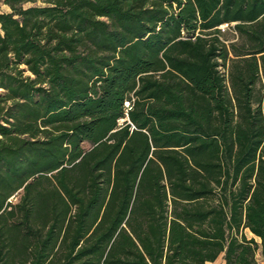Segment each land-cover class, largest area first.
Instances as JSON below:
<instances>
[{
    "label": "trees",
    "instance_id": "trees-1",
    "mask_svg": "<svg viewBox=\"0 0 264 264\" xmlns=\"http://www.w3.org/2000/svg\"><path fill=\"white\" fill-rule=\"evenodd\" d=\"M0 2V264H259L264 0Z\"/></svg>",
    "mask_w": 264,
    "mask_h": 264
},
{
    "label": "rangeland",
    "instance_id": "rangeland-1",
    "mask_svg": "<svg viewBox=\"0 0 264 264\" xmlns=\"http://www.w3.org/2000/svg\"><path fill=\"white\" fill-rule=\"evenodd\" d=\"M8 11L9 9L0 2V13H6ZM221 30L224 33L225 39H227L228 41H235L236 35L233 33L230 27L222 26ZM83 147L84 149H88L89 145L85 143L83 144ZM247 236L251 237L248 233H247Z\"/></svg>",
    "mask_w": 264,
    "mask_h": 264
},
{
    "label": "crops",
    "instance_id": "crops-1",
    "mask_svg": "<svg viewBox=\"0 0 264 264\" xmlns=\"http://www.w3.org/2000/svg\"><path fill=\"white\" fill-rule=\"evenodd\" d=\"M256 241H258V240L256 239ZM222 257H223V255L221 254L214 262L207 263V264H224ZM256 258H257V261L259 264H264V258H262L259 253L256 255Z\"/></svg>",
    "mask_w": 264,
    "mask_h": 264
},
{
    "label": "built area",
    "instance_id": "built-area-1",
    "mask_svg": "<svg viewBox=\"0 0 264 264\" xmlns=\"http://www.w3.org/2000/svg\"><path fill=\"white\" fill-rule=\"evenodd\" d=\"M125 107L129 108V103L128 102L125 103Z\"/></svg>",
    "mask_w": 264,
    "mask_h": 264
}]
</instances>
